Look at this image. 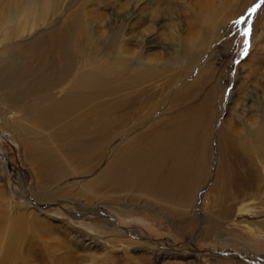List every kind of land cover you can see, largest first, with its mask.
<instances>
[{
    "label": "rangeland",
    "instance_id": "rangeland-1",
    "mask_svg": "<svg viewBox=\"0 0 264 264\" xmlns=\"http://www.w3.org/2000/svg\"><path fill=\"white\" fill-rule=\"evenodd\" d=\"M1 16L0 67L13 73L0 70L8 264H264V0H0ZM62 31L68 77L40 92L29 47ZM96 70V111L125 119L103 148L98 133L61 141L69 119L44 128L36 113ZM150 116L159 133L140 126ZM161 155L171 180L117 189L123 158L145 178Z\"/></svg>",
    "mask_w": 264,
    "mask_h": 264
},
{
    "label": "bare ground",
    "instance_id": "bare-ground-1",
    "mask_svg": "<svg viewBox=\"0 0 264 264\" xmlns=\"http://www.w3.org/2000/svg\"><path fill=\"white\" fill-rule=\"evenodd\" d=\"M11 6V5H10ZM6 8V7H5ZM6 9H4L5 11ZM3 11V10H2ZM5 13V12H4ZM5 15V14H3ZM7 16V15H6ZM5 16V17H6ZM2 18V16L0 17ZM4 19V16L2 18V20ZM9 18H6L4 19L3 21H1V24H4L7 22ZM1 20V19H0ZM65 32H58L57 35H55V39H50L47 43L44 42L43 44V41L41 42H37L35 43V47L33 49V47H29V51L33 52L32 54V60H34V69H40V74L38 75L37 77V80H38V85H41L40 86V89H42L40 92L44 91V90H49L50 88H55V86L58 84L59 81L61 80H64L66 79L68 76V73H69V70H68V62H69V58L71 57L72 55V49L70 48V43L68 42V38L66 36V34H64ZM54 36V35H53ZM52 36V37H53ZM48 40V39H47ZM46 40V41H47ZM39 41V40H38ZM32 44V42H31ZM30 44V45H31ZM33 49V50H32ZM24 51V50H23ZM27 51V52H29ZM10 53V52H9ZM48 53V54H47ZM8 54V53H6ZM55 58H57V61L60 62V66L57 67L54 66V65H51L50 63L52 61H54L55 63ZM32 62V63H33ZM8 64V62L6 63ZM4 65L2 67H0V70L4 73H6L5 75H12L13 73L11 72L10 68L7 66V65ZM33 66V65H32ZM53 66V67H52ZM31 67V66H30ZM57 67V69H56ZM8 73V74H7ZM46 73H50L49 75H47ZM98 74H99V71L96 70L94 72V81L92 83H89L87 81H79L74 87H72V90H71V93L69 95H67L65 98L61 99V100H49V103L47 105V107L45 109H39V112L36 113V118H42V121H41V125L44 127V128H52V124H55V123H59L61 120H64L66 118L69 119V122L66 123L64 122L63 125H61L62 127L60 129H57V130H60V131H64L62 134H60V140L63 141L62 139H64V137H66L67 135H69V133L73 134V135H76L77 137L81 136L85 133H87L88 135L90 134H96L98 133L99 134V138H101L100 140V144H101V147L103 148L107 143V141L109 142V140L111 139V137L113 136L114 133L117 134V131L119 130L118 129H115L116 131L114 133L109 132V127L111 125H120L122 120L125 119L123 116V119L122 117L119 115V114H113L114 117H110L111 114H106L105 111L103 112H97L96 110L99 109L96 108V106H98V101H96L97 98H101V92L99 93V89L101 88V86L103 85V81L99 80L97 77H98ZM14 76V75H13ZM12 77V76H11ZM17 77V80L16 81H12L11 79L13 78H10L9 80H11L10 82H8L9 80L7 79L6 81V84L9 86V85H18L20 84L24 77L25 76H15ZM4 80V79H3ZM6 80V79H5ZM26 81V80H25ZM8 82V83H7ZM5 84V85H6ZM34 91V90H33ZM27 95H30L29 93H27ZM12 100H19L20 101V97H14V98H11ZM11 100V101H12ZM98 100V99H97ZM22 101V100H21ZM14 102V101H13ZM97 102V103H95ZM20 103V102H19ZM136 106V105H135ZM101 109V108H100ZM136 109V108H135ZM103 110V109H102ZM101 110V111H102ZM137 110V109H136ZM135 110V111H136ZM39 114V115H38ZM90 114H94V117L92 116H88L87 115H90ZM106 115V116H105ZM69 117H72V118H69ZM87 117V118H86ZM136 119V118H135ZM139 119V117H138ZM137 119V120H138ZM141 119V118H140ZM143 119V118H142ZM155 120L153 116H150V118H145L144 121H141V124L140 126H143V128L147 127V130L148 132L151 131V133H153V131L156 129H159L158 133L160 132V128L157 126L156 122L158 123L159 121H153ZM126 121V120H125ZM124 123V122H123ZM122 123V124H123ZM127 123V122H126ZM138 126V125H137ZM139 126V127H140ZM129 127V126H128ZM127 128V126H126ZM134 128V127H132ZM26 129V128H25ZM124 129V128H123ZM129 129V128H128ZM141 129V128H140ZM137 130V129H136ZM164 130V129H163ZM174 130L175 128L172 129V134L174 133ZM121 131V130H120ZM137 132V131H136ZM147 132V131H146ZM179 132V131H178ZM121 133V132H120ZM123 133V132H122ZM121 133V134H122ZM126 134V133H125ZM131 134V132H130ZM140 134V133H139ZM163 134V133H162ZM172 134H170V136H172ZM104 135V136H103ZM119 135V134H118ZM128 135V133H127ZM134 135H135V132H134ZM138 135V134H137ZM160 135V134H159ZM86 136V135H85ZM115 136V134H114ZM124 136V135H122ZM129 136V135H128ZM82 137V136H81ZM121 137V136H120ZM125 137V136H124ZM123 137V138H124ZM144 137V136H143ZM147 137H151L150 134H147ZM160 137V136H159ZM62 138V139H61ZM119 138V137H118ZM117 138V139H118ZM131 138V137H130ZM162 138V137H161ZM164 138V141L166 143L169 142V138L164 135L163 136ZM82 139V138H81ZM89 139V138H88ZM153 139V138H152ZM157 139V138H156ZM186 139V138H185ZM207 139V138H206ZM84 140V139H83ZM127 140V139H126ZM125 140V142H126ZM155 140V139H153ZM130 141V140H129ZM144 142H147V138H146V141L144 139ZM143 142V144H144ZM152 142V141H151ZM189 142V141H188ZM96 143V142H95ZM124 143V142H123ZM122 143V144H123ZM130 143V142H129ZM134 142L131 143V145L133 144ZM139 143V142H138ZM174 143L175 140H174ZM154 144V143H153ZM163 144V143H162ZM161 144V145H162ZM92 145V144H91ZM116 145V144H115ZM129 145V144H128ZM121 146V145H120ZM127 147V144L124 145ZM136 146V145H135ZM140 146V145H139ZM138 146V147H139ZM150 146V145H149ZM148 146V147H149ZM154 146V145H153ZM157 146H159L157 144ZM168 146V145H167ZM167 146H165L167 148ZM176 146V145H175ZM185 146V145H184ZM130 147V146H129ZM146 147V145H145ZM156 147V146H155ZM101 148V149H102ZM124 147H122L123 149ZM132 148V147H131ZM137 148V147H136ZM144 148V147H143ZM147 148V147H146ZM152 148V147H151ZM154 148V147H153ZM152 148V149H153ZM188 148V147H187ZM185 148V149H187ZM121 149V151H122ZM163 149V148H162ZM249 149V148H248ZM42 150V149H41ZM112 150V149H111ZM143 150V149H141ZM147 150V149H146ZM154 150V149H153ZM165 150V149H163ZM178 151V149H176ZM44 151V150H43ZM42 151V152H43ZM126 151V150H125ZM124 151V152H125ZM134 152H137L136 149H133ZM156 151V148L155 150ZM159 151V150H158ZM250 151V150H249ZM48 151H46V154H49L47 153ZM129 156H131V159H133V153L132 151L130 150H127ZM139 152V151H138ZM144 152V151H143ZM175 152L174 149H172V154ZM103 153V151H102ZM120 153V152H118ZM115 154V153H114ZM144 154V153H143ZM159 154V153H158ZM163 154V153H162ZM181 154V153H180ZM183 154V153H182ZM140 155V154H139ZM142 155V154H141ZM42 156V155H40ZM118 156V154H117ZM169 156V155H168ZM182 156V155H181ZM38 157V156H37ZM44 158H46V155L43 156ZM113 157V156H112ZM172 157V156H170ZM180 157V155H179ZM193 157V156H191ZM68 159V158H67ZM130 159V158H129ZM152 159V157L150 158ZM149 159V160H150ZM185 159V158H184ZM193 159V158H192ZM121 160V155L120 157H117L114 159L113 161V164H115L116 162L119 163ZM124 160V165L123 167H121L122 169H119V176H117V183L119 185V188H117L118 190L121 189V190H130V193L131 191L135 190L137 187H138V184L142 185L143 181H148V180H151V182H153V179L154 181L155 180H163V179H166L167 180H171L169 177H168V174L166 172H168L167 168L164 167L166 166V164L168 163V161L166 160L165 156L164 155H161L160 157L157 158V160H155V167L151 170H150V173L147 174V176L145 178H136V174H135V169L133 167V165H131V161H129L130 165H126L125 163H127V159L125 160V158H123ZM172 160V159H171ZM194 160V159H193ZM144 161V160H143ZM167 161V162H166ZM179 161H181L179 159ZM179 161L177 160L176 162V166H178V169L176 170V173L175 174H170L173 176V181H172V184H176V186H178L180 184V182L182 181L181 179V176H180V170H179V167H180V164H179ZM185 161V160H184ZM72 162V161H71ZM123 162V161H122ZM150 162V161H149ZM172 162V161H171ZM134 163V162H133ZM132 163V164H133ZM152 163V162H151ZM194 163V162H192ZM111 164V163H110ZM142 164V163H141ZM140 164V165H141ZM145 164V163H144ZM170 163H168L169 165ZM187 165V164H186ZM190 165V164H189ZM108 166V165H107ZM110 166V165H109ZM136 167V166H135ZM138 167V166H137ZM141 167V166H140ZM168 167V166H167ZM173 167V166H171ZM183 167H186L185 165ZM193 167V165H192ZM107 168V167H106ZM116 167H114V165H111V168L110 169H106L107 172L106 173H109L111 174L112 173V177H113V173L115 172L114 169ZM149 168V167H148ZM174 168V167H173ZM194 169V168H193ZM192 169V170H193ZM147 170V169H146ZM186 170V169H185ZM197 170V169H196ZM203 170V169H202ZM141 171V170H139ZM144 171V170H143ZM172 171V170H171ZM184 171V169H183ZM191 171V170H190ZM61 172V171H60ZM173 172V171H172ZM186 172V171H185ZM201 172V170H200ZM139 173V172H138ZM147 173V171L145 172ZM105 174V173H104ZM144 174V172H143ZM142 174V175H143ZM106 175V174H105ZM138 175V174H137ZM145 175V174H144ZM192 175V174H191ZM114 176V177H115ZM140 176V175H138ZM137 176V177H138ZM184 176V175H183ZM198 176V175H197ZM103 177V176H102ZM106 177V176H105ZM111 177V178H112ZM194 177H195V173H194ZM201 177V176H200ZM199 177V178H200ZM108 178V177H107ZM110 178V177H109ZM196 178V177H195ZM102 181H103V178H101ZM190 179V178H189ZM105 180V179H104ZM188 179H186L187 181ZM107 181V180H106ZM105 181V182H106ZM192 181V180H191ZM104 182V181H103ZM108 182V181H107ZM106 182V183H107ZM109 183V182H108ZM111 183V181H110ZM154 183V182H153ZM161 183V182H160ZM159 183V184H160ZM146 184V182H145ZM105 185V184H104ZM117 185V187H118ZM144 185V183H143ZM157 185V184H156ZM184 185V184H183ZM191 185V183H190ZM106 186V185H105ZM166 186V185H165ZM169 186V185H168ZM110 186H108L109 188ZM143 187V186H141ZM147 187V185H146ZM163 187V185H162ZM104 188V187H102ZM107 188V189H108ZM112 188H114L112 186ZM254 188V187H253ZM139 189V188H138ZM149 189V187H148ZM153 189V188H152ZM159 189V188H158ZM169 189V188H168ZM151 190V189H150ZM179 188H176V192H178ZM114 191V190H113ZM146 191H147V188H146ZM152 191V190H151ZM195 191V190H194ZM155 192V191H154ZM169 192V191H168ZM145 193V192H144ZM151 193V192H149ZM148 194V192H147ZM146 194V195H147ZM181 194V193H180ZM150 195V194H148ZM163 195V194H162ZM156 196V195H154ZM192 196V195H191ZM194 196V195H193ZM152 198V197H151ZM156 198V197H155ZM154 199V198H153ZM159 199V197H158ZM160 202V200H159ZM162 203V202H161ZM173 204V203H172ZM12 248L11 245H10V242L9 243H6V245H3L1 246L0 248V264H8L9 263V260L12 259L13 255L11 256V253H12ZM15 252V251H14ZM10 258V259H9Z\"/></svg>",
    "mask_w": 264,
    "mask_h": 264
},
{
    "label": "snow or ice",
    "instance_id": "snow-or-ice-1",
    "mask_svg": "<svg viewBox=\"0 0 264 264\" xmlns=\"http://www.w3.org/2000/svg\"><path fill=\"white\" fill-rule=\"evenodd\" d=\"M253 11H255V9H253ZM249 34H250V30H246L245 33H244L245 36H247ZM247 43H248V41L246 40L245 44L247 45ZM247 51H248V49H247V47H245L244 54H247Z\"/></svg>",
    "mask_w": 264,
    "mask_h": 264
}]
</instances>
